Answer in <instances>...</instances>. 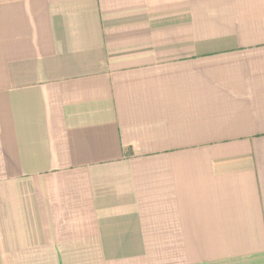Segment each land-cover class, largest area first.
Instances as JSON below:
<instances>
[{
	"label": "crops",
	"instance_id": "0c3cea01",
	"mask_svg": "<svg viewBox=\"0 0 264 264\" xmlns=\"http://www.w3.org/2000/svg\"><path fill=\"white\" fill-rule=\"evenodd\" d=\"M0 264H264V0H0Z\"/></svg>",
	"mask_w": 264,
	"mask_h": 264
}]
</instances>
